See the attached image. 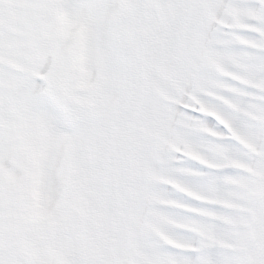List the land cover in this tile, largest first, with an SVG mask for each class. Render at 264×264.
<instances>
[{
  "label": "snow or ice",
  "instance_id": "1",
  "mask_svg": "<svg viewBox=\"0 0 264 264\" xmlns=\"http://www.w3.org/2000/svg\"><path fill=\"white\" fill-rule=\"evenodd\" d=\"M0 264H264V0H0Z\"/></svg>",
  "mask_w": 264,
  "mask_h": 264
}]
</instances>
